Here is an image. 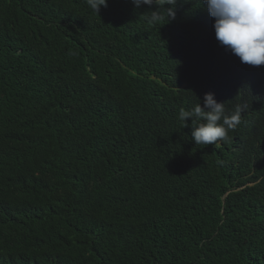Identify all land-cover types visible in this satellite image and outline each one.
<instances>
[{"label": "trees", "instance_id": "16d2710c", "mask_svg": "<svg viewBox=\"0 0 264 264\" xmlns=\"http://www.w3.org/2000/svg\"><path fill=\"white\" fill-rule=\"evenodd\" d=\"M151 10L0 0V264H264V65L197 88ZM208 92L242 123L196 145Z\"/></svg>", "mask_w": 264, "mask_h": 264}, {"label": "clouds", "instance_id": "9594fccd", "mask_svg": "<svg viewBox=\"0 0 264 264\" xmlns=\"http://www.w3.org/2000/svg\"><path fill=\"white\" fill-rule=\"evenodd\" d=\"M97 15L107 0H85ZM136 7L151 10L144 19L156 26L164 19L172 23L163 31L162 40L171 44L181 77L195 80L197 88L214 77V70L223 64L264 65V0H131ZM237 77L243 78L238 71ZM189 83L183 82L185 88ZM243 107L226 112L211 92L203 96L191 110L181 108L177 119L181 127L191 121V139L196 145H215L228 141L242 123Z\"/></svg>", "mask_w": 264, "mask_h": 264}]
</instances>
